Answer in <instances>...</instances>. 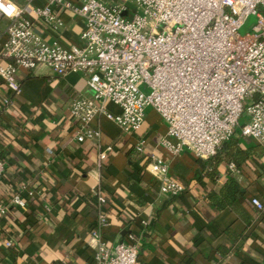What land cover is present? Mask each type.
<instances>
[{
	"label": "crops",
	"instance_id": "0c3cea01",
	"mask_svg": "<svg viewBox=\"0 0 264 264\" xmlns=\"http://www.w3.org/2000/svg\"><path fill=\"white\" fill-rule=\"evenodd\" d=\"M12 1L20 7L47 2ZM107 1L133 11L132 0ZM59 14L65 23L62 31L52 33L37 22L39 35L64 46L81 45L84 19L67 10ZM250 18L254 23L255 17ZM9 23L0 15V38ZM18 80L21 91L16 94L0 80V156L6 161L0 205L24 185L38 187L39 193L27 199L26 208L11 206L0 213V264H94L92 229L100 208L95 197L90 199L95 188L107 198L106 211L101 209L109 217L101 230L104 240L117 244L137 235V264H264V210L251 202L256 197L264 204V156L243 170L230 168L233 161L222 158L207 174L208 163L191 151L174 156L161 146L167 124L152 107L134 133L96 116L90 126L100 129V138L79 142L83 124L73 117L70 104L76 97L93 96L86 76H58L40 65L20 69ZM5 97L11 98L10 105L2 104ZM107 107L120 112L113 103ZM235 137L257 144L240 134ZM140 140L145 141L143 152L135 149ZM101 151L106 156L99 166ZM153 155L164 158L170 174L185 184L182 193H160L146 170ZM230 178L239 183V192L221 207Z\"/></svg>",
	"mask_w": 264,
	"mask_h": 264
},
{
	"label": "built area",
	"instance_id": "2783aa9c",
	"mask_svg": "<svg viewBox=\"0 0 264 264\" xmlns=\"http://www.w3.org/2000/svg\"><path fill=\"white\" fill-rule=\"evenodd\" d=\"M3 3L14 4L15 11L8 15L0 10L10 20L0 38L2 84L10 93H19L18 71L40 65L58 76H86L93 96L76 97L70 104L73 117L83 124L79 142L100 138V129L90 126L96 116H106L125 133H134L152 107L167 124L160 144L174 156L188 150L198 158H212L238 128L241 136L264 149V0H132L133 11L107 0H47L24 7L12 0ZM62 10L84 19L81 45L48 42L37 32L40 22L59 34L65 25ZM251 16L255 22L242 34ZM11 102L5 97L2 104ZM108 103L120 112H111ZM144 142L136 143L135 149L143 152ZM105 154L101 151L99 166ZM5 165L0 157V180ZM235 167L231 162L230 168ZM146 170L162 195L186 189L160 156L153 155ZM38 193V187L24 185L1 203L0 213L11 206L26 208L27 199ZM91 195L99 205L106 203L101 189H93ZM251 202L264 210L258 198ZM108 223V215L99 208L92 229L94 264H137L140 238L131 233L112 244L101 232Z\"/></svg>",
	"mask_w": 264,
	"mask_h": 264
},
{
	"label": "trees",
	"instance_id": "16d2710c",
	"mask_svg": "<svg viewBox=\"0 0 264 264\" xmlns=\"http://www.w3.org/2000/svg\"><path fill=\"white\" fill-rule=\"evenodd\" d=\"M1 124V121H0ZM0 148H1V142H0ZM264 156V149L260 144H246L241 138L233 137L232 139L225 141L222 146L220 147L218 153L209 159H202L199 158L201 161L205 160V165L208 163V172L207 174L211 173L213 170V165L217 164V162L225 158L228 161H233L236 163L239 170H243V167L246 165L248 166L252 160L255 158H261ZM2 157V156H0ZM227 187H229V190L227 192L226 198L224 200V203H222L220 206L224 207L229 203V200L233 201L237 198V193L239 192V183L235 179H228L227 181ZM179 195V194H178ZM176 196V195H174ZM91 200H93L94 196H91ZM97 200V199H96ZM107 203V198H106ZM99 205L97 201V206L100 207L102 210H105V205ZM106 211V210H105ZM30 215V214H28Z\"/></svg>",
	"mask_w": 264,
	"mask_h": 264
},
{
	"label": "clouds",
	"instance_id": "9594fccd",
	"mask_svg": "<svg viewBox=\"0 0 264 264\" xmlns=\"http://www.w3.org/2000/svg\"><path fill=\"white\" fill-rule=\"evenodd\" d=\"M0 10L4 11L8 15H12V13L15 11V5L9 3L7 6H5L3 0H0Z\"/></svg>",
	"mask_w": 264,
	"mask_h": 264
},
{
	"label": "rangeland",
	"instance_id": "374dc122",
	"mask_svg": "<svg viewBox=\"0 0 264 264\" xmlns=\"http://www.w3.org/2000/svg\"><path fill=\"white\" fill-rule=\"evenodd\" d=\"M252 17H253V16H252ZM251 19H252V18H250V20H249V22L246 24V26L243 27V28L241 29V33H242V34H243V33H246L247 31L250 30V29H249V25L253 23V22L251 23ZM251 26H252V25H251ZM251 26H250V27H251ZM241 122H242V119H241ZM239 134H240V131H239V128H238L237 131H236L235 136H236V135H239Z\"/></svg>",
	"mask_w": 264,
	"mask_h": 264
},
{
	"label": "water",
	"instance_id": "95a60500",
	"mask_svg": "<svg viewBox=\"0 0 264 264\" xmlns=\"http://www.w3.org/2000/svg\"><path fill=\"white\" fill-rule=\"evenodd\" d=\"M124 240H122L121 242H123Z\"/></svg>",
	"mask_w": 264,
	"mask_h": 264
}]
</instances>
